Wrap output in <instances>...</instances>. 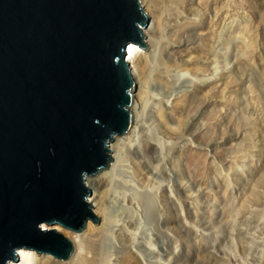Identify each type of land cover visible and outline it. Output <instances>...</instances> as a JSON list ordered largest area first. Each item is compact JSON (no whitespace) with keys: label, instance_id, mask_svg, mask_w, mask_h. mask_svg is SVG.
Here are the masks:
<instances>
[{"label":"water","instance_id":"obj_1","mask_svg":"<svg viewBox=\"0 0 264 264\" xmlns=\"http://www.w3.org/2000/svg\"><path fill=\"white\" fill-rule=\"evenodd\" d=\"M148 21L142 0H0V264L20 248L66 260L55 225L100 221L85 176L132 126L127 45Z\"/></svg>","mask_w":264,"mask_h":264},{"label":"rangeland","instance_id":"obj_2","mask_svg":"<svg viewBox=\"0 0 264 264\" xmlns=\"http://www.w3.org/2000/svg\"><path fill=\"white\" fill-rule=\"evenodd\" d=\"M221 4L225 6L227 13L225 18L221 22L218 20L216 24H214L216 9L213 7L216 8L214 5L217 6V3L211 6L208 13H202L201 16H199L201 13L193 15L196 16V20L204 16L202 24L209 32L208 36L201 38L196 34L192 39L188 32H181L178 48L171 52L170 57L164 56L161 48L155 46L156 54L160 53L159 56L164 61L171 62L169 66L159 64L157 60L154 66L151 59L149 66L142 69L144 54L154 46L150 41L142 44L136 42L140 71L137 74L136 87L138 98L135 95L134 101L138 102L139 111L143 116L141 133L145 136L154 131L167 143L164 146V158L159 156L151 158L150 152H141L142 157H138L129 148L122 152V160L116 175L129 179L136 187L124 184L120 181L121 177H116L112 190L120 198L124 192L135 195L138 193L143 207L140 233L150 237L155 248L153 252L135 248L143 259L142 262L138 259L132 264H264V214H261L264 204L259 205L260 199L264 198V0H222ZM238 6L239 11L235 12ZM149 18L145 26L151 25L152 28L156 24V18L154 14ZM180 25L174 29L170 28L168 32L163 31L164 37H171V33L177 35ZM219 29L222 31L221 34H218ZM164 37L156 36L157 40H163ZM247 40L251 42V47H248L246 52L240 51V47L249 45ZM189 57H193L192 62L186 61ZM239 57L244 59L237 67L236 59ZM176 62L186 63L190 70L195 63L219 64L213 78H216L215 80L220 78L219 81H226L225 85L229 86L228 88L225 86L223 111L218 108L220 99L209 96L206 100V110L197 108L195 104V107L183 112L181 115L183 122L180 123L175 118H170L167 107L158 103L155 105L154 94L163 93L170 96L169 99H178L195 87L193 82L181 79ZM162 68L164 72H159ZM160 74L163 75V79ZM164 80L167 82L164 83ZM201 82L203 87L210 84ZM166 83L171 90L166 88ZM186 101L185 99L182 103L183 100H180L177 103L185 108ZM158 109L163 110V117L170 126L178 129L184 123L183 127L186 130L191 129L192 132L180 127L179 130L182 132L181 136L179 134L180 138L167 133L166 126L157 114L160 112ZM206 113L220 118L221 123L218 126H207L209 117L204 115ZM203 132L209 138L212 157L205 163L200 173L197 175L195 173L196 177H192V172H189V167L185 163L188 152L185 150L187 147L185 138ZM222 157H225V160ZM167 172L174 178L169 179ZM144 173L146 178L143 176ZM168 180L178 191L180 199L192 201L190 205L182 202V207L187 221L193 224V229L191 226H183L172 221L173 207L156 189L157 182ZM143 182L144 185L140 186ZM94 194V190L90 188L89 196L93 197ZM251 195L255 196V199L253 197L251 199L249 197ZM249 198L255 209H252V212L248 211L249 213L246 210L244 214L241 207L245 208V203L251 204ZM114 209L113 214L116 219H120L123 211L120 199L115 200ZM42 225L47 227L44 223ZM117 228L118 226L112 227L108 232L113 236V240L106 235H103L102 239L96 237L101 240L97 250L109 249L111 264H118L117 259L124 252L122 245L125 244L117 241ZM81 232L87 234V226ZM29 250L34 253L36 264H41L45 259L43 255H48Z\"/></svg>","mask_w":264,"mask_h":264},{"label":"bare ground","instance_id":"obj_3","mask_svg":"<svg viewBox=\"0 0 264 264\" xmlns=\"http://www.w3.org/2000/svg\"><path fill=\"white\" fill-rule=\"evenodd\" d=\"M142 1L146 7L147 16L150 17L151 14H154V17L156 18L155 20L156 24L153 25L152 28L150 27L151 25L149 26L147 25L148 27L144 26L143 28L142 34L145 40L144 41L142 40V42L144 43L146 41L148 42L150 41L151 43H153L154 47L152 49H149L144 54V61H142L141 63L142 69L145 68L146 66L147 67L149 66L151 59H153L152 62H154L153 63L154 66H155L156 60L159 62V64L161 63V64H166L169 66L171 62L164 61L159 56L160 53H158L157 55L155 46H159L161 48L162 50L161 52L164 53V56L170 57L171 52L176 51L178 48L177 44L180 40L179 34L181 32H188L189 35L191 34L192 39H193V35L198 34V36H201L202 38V36H205L209 33L206 31L207 29H205V27H203L204 25L202 24L203 22L202 18H204V16L196 20L195 19L196 16L195 17L193 16L194 14L201 13L199 14V16H201L202 13H208L209 9L212 8L211 6L217 3V6L214 5L216 8L213 7V9H216L214 11L215 13L213 12L215 15L214 24H216L218 20L221 22L225 18V14L227 13L226 11L227 9L224 8L225 6H222L221 4L222 0H142ZM238 9H239V6L238 8H236L235 12ZM181 20L182 22H180ZM178 24L179 25L181 24L178 34L173 35V33H171V37L166 36V38H168L166 39L164 37L163 31L168 32L170 28L174 29V27H177ZM166 27H168V29H166ZM218 31H219L218 34L219 33L221 34L222 32L221 29H219ZM148 34L150 36H148ZM156 36H159V37L163 36L166 40L165 39L157 40ZM247 41L249 42V45L248 44H246L247 46L243 45L244 47L243 46L242 48L240 47L241 49L240 51L244 50V52H246L248 47H251L250 45L251 42L249 40ZM191 55L192 54H190V56ZM127 59L131 65V71L136 81V87H137V82H138L137 74H138V71H140V68L138 69L139 54H138V48H137L135 41H131L127 45ZM243 59H241V57L236 59L237 67H239V65L242 63ZM186 61L192 62L193 57L192 58L189 57ZM176 64L178 65V69L180 70L179 75L181 79L185 78L186 80L193 82L195 87L191 88L187 92V94H184L183 97L178 98V99H175V98L169 99L170 96H165V94L163 93H161L160 95L154 94V99L156 100V102H154L155 105H157L158 103L161 106L167 107L169 114H170V118L172 119L175 118L180 123L181 121L183 122L182 120L183 118L181 115H183V112H185L186 109L189 110V108L191 107L193 108L197 106V108H201V109L204 108V110H206L205 109L207 108L206 100L208 99L209 96L219 98L220 100L218 103V106H219L218 108L221 111L224 110V103L222 99L226 91L225 86L228 84L225 85L226 81L223 82L222 79H221L222 81H219L220 78L217 80H215L216 78L215 79L213 78V74L217 72L218 67L216 68V66H218L219 64L216 63L217 64L216 65V64H211L208 62L207 63L203 62V64L195 63V65L191 67V70H190L189 65H187L186 63L183 64V63L176 62ZM219 67L221 68V66ZM159 72H164V68L160 69ZM140 74H142V72H140ZM214 75L216 76V74ZM159 76H162L161 78L163 79V75L160 74ZM201 81L205 83L209 82L210 84L208 85V87H205V86L203 87L201 86L202 84ZM165 82L167 81L164 80V83ZM227 83H231V81L230 82L227 81ZM165 86L166 88H168V90L172 89L167 86V83ZM228 87L226 86V88ZM135 95L136 97L138 96V91H136V89L134 91V96ZM185 99L187 100L186 105L184 106L185 108H182L181 106L178 105L177 102L180 100H183L182 103H184ZM131 110L134 115L132 126L126 133L119 135V136H115L114 140L110 143L109 151L111 153L112 158L110 162L108 163L107 167L101 169L95 174L85 176V181L88 183L90 188L94 190L95 194L93 197H91V199L93 200L94 208L96 209L97 213L101 216V219H100L101 221L97 225H94L92 222L87 221L85 225L87 226V231H88L87 234H83V232L81 231L74 232V231L66 230L60 227L59 225H55L57 230L61 231L65 236H67L72 241L74 245L73 253L68 258L67 261L55 259L49 254L43 255L45 256V259L42 261L41 264H111L110 263L111 254H110L109 249L106 247L107 250L105 251L103 250L104 252L97 250L98 249L97 247L100 244L101 240L100 238L98 239L96 237H101L102 239L103 235L104 236L106 235L107 238L109 237L110 240H113V236L111 235V233L108 234V232L112 230V227H115V226H118L117 241L125 244V245H122V249L124 247L123 249L124 252L121 253V256L117 259L118 264H132L134 261L137 262L138 259L141 261V259L143 258L136 251L135 248H138V249L141 248V249L152 251V252L155 249L154 246L152 245V242L150 241V237H146L140 233L141 231L140 229L142 226L141 215L143 212V207L138 197V193H136L135 195L133 193L124 192L120 198L112 190L114 182L117 180L116 177H121V176H117L116 174L118 173L117 170L119 169L120 161L122 160V157H121L122 152L124 151L125 148L127 149L129 148L130 150H132L133 153L138 157H142L141 152H145V153L150 152L151 156L149 157L151 158H153V156L154 157L159 156L160 158H164L165 156L164 146L167 143V141L162 136L156 135L154 131H150L149 133L145 134V136L142 135L141 131L143 127V116L141 114V111H139V105H138V102H136V100L133 101ZM158 111H160V109H158ZM162 111L158 112L157 114H159L158 116L163 121L162 123L166 126L167 133H169L170 135L173 134L177 137H179V134L181 136L182 132L179 130V128L181 127L186 130V128L183 127L184 123L181 124V126L178 129L170 126V124L166 121V119H164L163 117L164 113ZM204 115L207 116L208 114L206 113ZM208 117H207L208 118L207 126H210V127L218 126L221 123L220 118L212 117V115L210 114L208 115ZM149 130H152V129H149ZM186 131L192 132L191 129H187ZM256 134L258 135V132ZM185 140H187V145H185L187 147L185 148V150L186 149L188 150V152H186L187 155L185 157V161H186L185 163L187 167H189V170H190L189 172H192L191 175L193 177L195 176V173L196 175L200 173V171L204 168L205 163L206 162L208 163L209 159L212 157V154H211L212 148H211V145L209 146L210 141L205 132H203L200 135L193 134V137L188 136V138L186 137ZM222 158L223 160H225V157H222ZM139 163L140 162H138V164ZM145 173L143 174V176L146 178ZM167 177L169 179L174 178L169 172H167ZM120 181L131 187H136L133 184V182H131L129 179H126L124 177H121ZM157 183L158 184H156V189L158 190L159 195L163 199L164 198L167 199L173 207L174 215H173L172 221H175V223L177 222L183 226L184 225L191 226V229H193L192 228L193 224L191 225V223L187 221L183 207H182V202H185L187 203V205H190L192 201L188 199L187 200L180 199V196L178 195V191H176V189L173 188V186L169 183V180L167 182L159 181ZM143 185H144V182L140 186H143ZM188 195L190 194L188 193ZM249 197L254 198L255 196L251 195ZM250 198H249V203L251 202V204L245 203L246 205L245 208L241 207L243 208L242 210H244L243 213L246 210H247L246 212L249 213L248 211L255 209L254 205H253L254 207H252L251 199L253 198L251 199ZM118 199H120L121 205L123 206V211L121 212L120 219H116L115 215L113 214V211H115L114 209L115 200H118ZM262 204H264V198L262 200L260 199L259 205H262ZM263 208L264 206L262 207V209ZM108 209H110V211H108ZM262 212H264V209ZM262 212L261 214H264ZM243 213L242 215L245 214ZM169 223H170V226H172V223L171 222ZM17 255H18L17 261L12 264H36L37 262L35 259L36 257L34 256V253L30 251L29 249L20 248L18 250ZM47 257L51 258L50 259L51 261L47 259ZM154 264H157V263H154Z\"/></svg>","mask_w":264,"mask_h":264}]
</instances>
